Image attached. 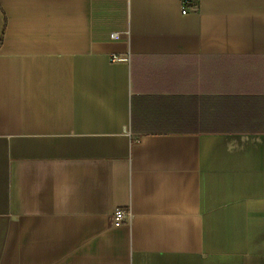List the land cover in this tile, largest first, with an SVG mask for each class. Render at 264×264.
<instances>
[{"label": "crops", "instance_id": "obj_1", "mask_svg": "<svg viewBox=\"0 0 264 264\" xmlns=\"http://www.w3.org/2000/svg\"><path fill=\"white\" fill-rule=\"evenodd\" d=\"M188 1L0 0V264H264V0Z\"/></svg>", "mask_w": 264, "mask_h": 264}, {"label": "built area", "instance_id": "obj_2", "mask_svg": "<svg viewBox=\"0 0 264 264\" xmlns=\"http://www.w3.org/2000/svg\"><path fill=\"white\" fill-rule=\"evenodd\" d=\"M188 4H189L188 0H183L182 12L184 15L189 13ZM111 37L113 40L119 39L118 34H113ZM111 61L114 63H127L129 62V56H112ZM130 217H131L130 210L125 208H118L115 210V212L112 215V225L114 227H120L128 223Z\"/></svg>", "mask_w": 264, "mask_h": 264}]
</instances>
